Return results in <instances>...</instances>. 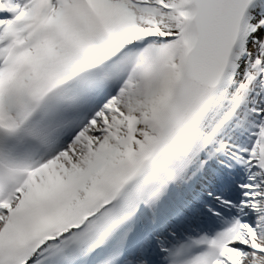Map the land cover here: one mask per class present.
Masks as SVG:
<instances>
[{
  "label": "snow or ice",
  "instance_id": "1",
  "mask_svg": "<svg viewBox=\"0 0 264 264\" xmlns=\"http://www.w3.org/2000/svg\"><path fill=\"white\" fill-rule=\"evenodd\" d=\"M0 264H264V0H0Z\"/></svg>",
  "mask_w": 264,
  "mask_h": 264
}]
</instances>
